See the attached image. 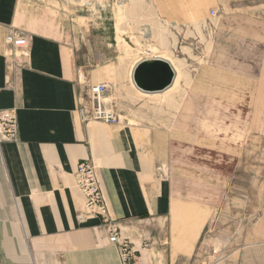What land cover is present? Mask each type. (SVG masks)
<instances>
[{
	"label": "crops",
	"instance_id": "0c3cea01",
	"mask_svg": "<svg viewBox=\"0 0 264 264\" xmlns=\"http://www.w3.org/2000/svg\"><path fill=\"white\" fill-rule=\"evenodd\" d=\"M65 2L0 0V109L16 110L18 118L17 141L0 144V264H122L103 219L85 211L75 174L86 161L95 165L112 224L138 264H180L194 256L213 202L176 190L166 171L173 123L137 108L123 92L127 82L121 90L107 82L105 99H112L118 124L83 121L85 89L103 77L87 70L83 82L86 16L72 14ZM119 19L112 12L115 59L126 54L121 40L128 37ZM16 31L29 36L26 50L6 44ZM149 56L133 69L150 58L166 60L176 74L183 68L166 53ZM177 80L164 92L136 87L131 95H165Z\"/></svg>",
	"mask_w": 264,
	"mask_h": 264
},
{
	"label": "rangeland",
	"instance_id": "374dc122",
	"mask_svg": "<svg viewBox=\"0 0 264 264\" xmlns=\"http://www.w3.org/2000/svg\"><path fill=\"white\" fill-rule=\"evenodd\" d=\"M65 7L86 16L83 82L89 73L120 90L127 82L123 92L137 108L167 117L174 128L166 132L167 176L190 193L184 198L197 191L213 202L194 256L180 264H264V0H68ZM112 12L128 36L119 59ZM151 52L183 67L178 80L165 95H131L134 64Z\"/></svg>",
	"mask_w": 264,
	"mask_h": 264
},
{
	"label": "built area",
	"instance_id": "2783aa9c",
	"mask_svg": "<svg viewBox=\"0 0 264 264\" xmlns=\"http://www.w3.org/2000/svg\"><path fill=\"white\" fill-rule=\"evenodd\" d=\"M216 12H212V17ZM29 36L20 31L12 32L6 37V44L17 50H26L29 46ZM23 55L22 57H25ZM107 82L89 84L85 89L83 104L79 113L84 122L99 121L105 124H118L119 116L111 108L105 99L108 90ZM18 137V118L16 110L0 109V144L5 142H16ZM76 185L86 198L85 211L87 214L100 216L110 234V242L118 245L122 264H135L133 248L128 240L121 237V231L112 224L108 208L103 196L101 181L95 165L90 162H82L78 165L76 174Z\"/></svg>",
	"mask_w": 264,
	"mask_h": 264
},
{
	"label": "water",
	"instance_id": "95a60500",
	"mask_svg": "<svg viewBox=\"0 0 264 264\" xmlns=\"http://www.w3.org/2000/svg\"><path fill=\"white\" fill-rule=\"evenodd\" d=\"M176 73L172 66L162 59H147L134 70L135 86L147 94L164 92L175 80Z\"/></svg>",
	"mask_w": 264,
	"mask_h": 264
},
{
	"label": "bare ground",
	"instance_id": "6f19581e",
	"mask_svg": "<svg viewBox=\"0 0 264 264\" xmlns=\"http://www.w3.org/2000/svg\"><path fill=\"white\" fill-rule=\"evenodd\" d=\"M150 59H160V58H150ZM163 60V59H162ZM166 61V60H165ZM169 63V62H168ZM170 64V63H169ZM171 65V64H170ZM172 66V65H171ZM173 68V67H172ZM135 69V68H134ZM174 69V68H173ZM176 79V77H175ZM175 81V80H174ZM174 84V83H173Z\"/></svg>",
	"mask_w": 264,
	"mask_h": 264
}]
</instances>
